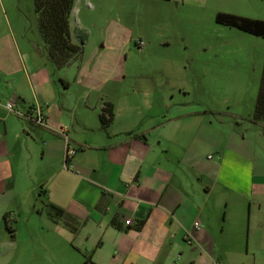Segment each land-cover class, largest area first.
Returning a JSON list of instances; mask_svg holds the SVG:
<instances>
[{"label":"crops","instance_id":"0c3cea01","mask_svg":"<svg viewBox=\"0 0 264 264\" xmlns=\"http://www.w3.org/2000/svg\"><path fill=\"white\" fill-rule=\"evenodd\" d=\"M77 4L74 0L69 21ZM5 37H0V233L17 234L6 223L24 208L37 213L48 236L42 246L53 264H264V184L253 182V170L247 185L231 180L238 185L231 191L249 198L243 235L227 220L226 209L236 206L225 203L221 213V204L211 200L224 165L208 164L205 173L197 147L186 151L182 122L163 113L171 108L165 96L158 94L159 104L148 107L155 114L146 122L114 89L107 95L99 91L93 100L87 91L80 103L59 105L44 65L35 67L29 51ZM99 63L94 73L100 89L111 79ZM8 102L19 115L4 108ZM106 104L113 116L102 126ZM35 107L42 125L32 121L29 110ZM66 142L75 150L68 169Z\"/></svg>","mask_w":264,"mask_h":264},{"label":"rangeland","instance_id":"374dc122","mask_svg":"<svg viewBox=\"0 0 264 264\" xmlns=\"http://www.w3.org/2000/svg\"><path fill=\"white\" fill-rule=\"evenodd\" d=\"M77 2L69 21L70 41L83 43L64 67L55 69L47 60L31 0H0V37L11 35L29 51L35 67L44 65L58 104L80 103L87 91L93 100L114 89L146 122L155 114L148 107L159 104L158 94L165 96L171 108L163 113L173 123L182 122L186 151L197 147L205 173L208 164L224 165L210 199L221 204V213L225 203H233V210L226 209L227 220L238 224L241 234L248 233L249 198L231 191L238 186L231 180L247 185L253 170V182L264 184V118H254L264 39L217 24L215 16L264 21V0ZM99 62L111 79L100 89L94 73ZM40 204L36 208L42 209ZM36 214L20 209L7 224L17 234L0 233V264H53L42 246L48 236Z\"/></svg>","mask_w":264,"mask_h":264},{"label":"trees","instance_id":"16d2710c","mask_svg":"<svg viewBox=\"0 0 264 264\" xmlns=\"http://www.w3.org/2000/svg\"><path fill=\"white\" fill-rule=\"evenodd\" d=\"M33 11L37 17V32L47 60L55 69L64 67L81 52L80 45H74L70 41L69 18L74 0H31ZM215 22L220 25L234 27L240 31L264 39V21L239 17L236 15L218 13ZM111 105H105L99 115L102 126H106L112 119ZM254 118H264V62L260 87L257 94ZM56 217H61L62 212L53 209ZM143 225L140 222L139 227ZM7 230L12 233L9 226Z\"/></svg>","mask_w":264,"mask_h":264},{"label":"built area","instance_id":"2783aa9c","mask_svg":"<svg viewBox=\"0 0 264 264\" xmlns=\"http://www.w3.org/2000/svg\"><path fill=\"white\" fill-rule=\"evenodd\" d=\"M138 45L141 46L142 43L140 42ZM13 106H14V105H13L12 102H8V103L4 106V108H5L7 111H9V112H13V113H15L16 115H19L17 112L13 111ZM29 111L33 114V119H32V121H33L36 125H42V124H43V120H42V113H41L40 108L35 107V108H33V109H30ZM60 133L63 135V130H60ZM74 154H75V150L72 149V148H70V147L68 146L67 142H66V150H65V157H64V159H65L64 167H65L66 169L69 168V162H68V161H69V159H71V158L74 156ZM124 224H125L126 226H130V225L132 224V222L129 221V220H127V221L124 222ZM194 226L197 227L198 225L195 223ZM190 243H191L190 240H187V241H186V244H190Z\"/></svg>","mask_w":264,"mask_h":264}]
</instances>
